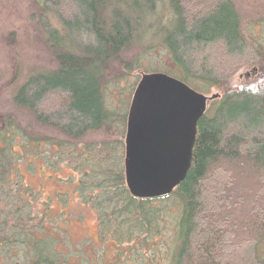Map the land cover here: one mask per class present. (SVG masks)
Masks as SVG:
<instances>
[{
    "label": "trees",
    "instance_id": "obj_1",
    "mask_svg": "<svg viewBox=\"0 0 264 264\" xmlns=\"http://www.w3.org/2000/svg\"><path fill=\"white\" fill-rule=\"evenodd\" d=\"M147 2L34 1V21L54 66L28 75L11 101L53 135L24 137L29 143L42 141L64 151L71 146L90 148L97 143L90 137L99 134L102 149L107 147L110 133H116L114 121L120 117L124 122L126 113L121 117L107 106L104 89L129 72H163L195 91L218 94L196 123L190 167L169 195L134 198L122 170L100 162L91 184H85L82 175L88 171H82L76 190L101 224L115 221L112 235L126 244H136L133 228L147 233L159 210L162 216L165 208L153 202L175 199L178 240L171 264H264V92L249 91L256 85L264 89L259 78L264 45L243 30L236 0H169L172 14L161 40L171 66L147 71L139 59L154 45L141 40L143 9L151 14L154 7V0L150 8ZM50 9L56 14V26L40 20ZM134 47L135 57L127 60L124 54ZM248 67L258 73L248 79L242 76L234 85L235 74ZM14 163L9 154H1L0 254L27 248L30 264H55L52 240L43 229L44 214L51 206L37 211L31 189L11 179ZM146 212L149 218L143 216ZM131 213L135 220L127 218ZM121 224L127 229L124 234L119 233ZM36 231L44 233L41 238H35Z\"/></svg>",
    "mask_w": 264,
    "mask_h": 264
},
{
    "label": "rangeland",
    "instance_id": "obj_2",
    "mask_svg": "<svg viewBox=\"0 0 264 264\" xmlns=\"http://www.w3.org/2000/svg\"><path fill=\"white\" fill-rule=\"evenodd\" d=\"M34 1L0 0V156L9 154L14 160L16 169L11 171V179H16L21 187L31 189L36 196L34 206L37 211L48 208L47 204L51 206L44 214L43 229L52 240L53 252L57 255L55 264H171L178 240L175 226L179 206L175 199L160 200L161 204L153 202L155 206L165 208L162 216L158 209L154 227L147 233L146 230L133 228L131 231L136 244L134 241L126 244L124 239L119 241L112 235L115 221L111 225L109 222L101 224L102 219L98 220L91 205L83 202L84 198L82 200L76 190L75 182L83 170L88 171L86 176L82 175L85 184L92 183V177L98 169L97 162L111 164L113 169L120 168L123 172L126 117L124 122H121L120 117L114 121L116 133H110L108 145L103 149L98 142V138H102L99 134L90 137L92 142H97L90 148L71 146L64 151L59 148L53 150L42 141L29 143L24 137L27 134H32V137L53 135L51 130L37 126L26 109L15 106L11 101L15 89L28 75L54 66L39 26L34 21L37 14ZM37 1L41 3L43 0ZM236 3L243 30L264 45V0H236ZM152 5L153 0L146 4L147 8ZM146 12L147 9H143L141 40L144 45L147 42L154 45L142 53L139 59L147 71H163L171 66L168 50L161 40V37L165 39L169 16L172 14L169 0H154L151 14ZM47 13L40 20H49L51 25L56 26L54 11L50 9ZM137 50L134 47L124 56L130 60L135 57ZM262 67L259 78L264 82V62ZM116 68L114 65L113 70ZM245 73L249 78L256 75L258 69L241 68L232 83H240ZM137 75L140 74L129 72L119 80L109 81L104 89L107 106L121 117L124 113L127 115L138 81ZM44 199H47V203L41 205ZM143 216L149 218L150 212ZM127 218L136 219L133 213ZM126 230L125 224H121L119 233L124 234ZM36 233L35 238H41L44 234ZM122 236L120 238H124ZM261 250L264 253V244ZM32 261L27 248L0 254V264H30Z\"/></svg>",
    "mask_w": 264,
    "mask_h": 264
},
{
    "label": "water",
    "instance_id": "obj_3",
    "mask_svg": "<svg viewBox=\"0 0 264 264\" xmlns=\"http://www.w3.org/2000/svg\"><path fill=\"white\" fill-rule=\"evenodd\" d=\"M218 94L205 95L163 72H144L125 123L123 176L130 196L169 195L190 167L196 123Z\"/></svg>",
    "mask_w": 264,
    "mask_h": 264
},
{
    "label": "clouds",
    "instance_id": "obj_4",
    "mask_svg": "<svg viewBox=\"0 0 264 264\" xmlns=\"http://www.w3.org/2000/svg\"><path fill=\"white\" fill-rule=\"evenodd\" d=\"M249 91L253 94V95H258L261 94L262 92H264V89H262L260 87V85H256V86H252L249 88Z\"/></svg>",
    "mask_w": 264,
    "mask_h": 264
},
{
    "label": "flooded vegetation",
    "instance_id": "obj_5",
    "mask_svg": "<svg viewBox=\"0 0 264 264\" xmlns=\"http://www.w3.org/2000/svg\"><path fill=\"white\" fill-rule=\"evenodd\" d=\"M244 75H245V77H246V78H248V77H247V76H248V74H247V73H245ZM239 76H241V74H240ZM239 76H238V77H239ZM242 76H243V74H242Z\"/></svg>",
    "mask_w": 264,
    "mask_h": 264
}]
</instances>
